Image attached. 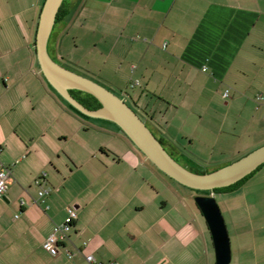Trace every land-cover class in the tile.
Wrapping results in <instances>:
<instances>
[{
    "label": "crops",
    "instance_id": "1",
    "mask_svg": "<svg viewBox=\"0 0 264 264\" xmlns=\"http://www.w3.org/2000/svg\"><path fill=\"white\" fill-rule=\"evenodd\" d=\"M44 2L0 0V167L13 175L0 195V264H91L88 254L200 264L202 230L178 181L117 123L73 108L45 77L36 50ZM48 49L117 87L176 157L187 158L175 120L202 119L220 97L226 117L254 102L258 113L242 130L264 141V0H65ZM255 176L264 179V163L238 189ZM71 209L70 238L58 253L46 250Z\"/></svg>",
    "mask_w": 264,
    "mask_h": 264
},
{
    "label": "rangeland",
    "instance_id": "2",
    "mask_svg": "<svg viewBox=\"0 0 264 264\" xmlns=\"http://www.w3.org/2000/svg\"><path fill=\"white\" fill-rule=\"evenodd\" d=\"M97 80L116 93L122 94L109 81ZM227 99L231 103V98ZM224 101L221 97L216 99L212 106L214 108L207 110L202 119L198 115L186 117L187 122L180 118L181 121L175 120L174 126L170 128L175 144L187 156L185 159L178 156L177 160L193 171L218 169L264 144L259 135L253 136L243 133L242 130L244 125L251 124L252 116L258 113L256 104L252 102L242 115H238V110L232 108V113L226 117ZM139 112L143 114L142 111L139 110ZM229 126H233L232 129ZM156 134H158L157 131ZM168 179L172 181L171 178L168 177ZM174 183L197 217L202 230L200 264H216V257L210 229L195 201V195L198 194H212L219 203L231 238L230 264L264 263V179L255 176L239 189V186H235L225 190H200L180 182ZM157 184L160 185L158 182ZM171 196L173 195L170 192L165 195L172 200Z\"/></svg>",
    "mask_w": 264,
    "mask_h": 264
},
{
    "label": "water",
    "instance_id": "3",
    "mask_svg": "<svg viewBox=\"0 0 264 264\" xmlns=\"http://www.w3.org/2000/svg\"><path fill=\"white\" fill-rule=\"evenodd\" d=\"M64 0H45L37 31L36 50L41 69L51 85L81 112L117 123L133 143L164 173L188 187L214 190L244 179L264 163V144L218 169L197 172L180 163L162 144L142 116L119 94L58 61L50 54L49 39ZM72 89L96 96L101 106L91 109L79 101ZM195 201L210 229L216 264H230L231 238L219 203L212 194L195 195ZM264 264V263H262Z\"/></svg>",
    "mask_w": 264,
    "mask_h": 264
},
{
    "label": "built area",
    "instance_id": "4",
    "mask_svg": "<svg viewBox=\"0 0 264 264\" xmlns=\"http://www.w3.org/2000/svg\"><path fill=\"white\" fill-rule=\"evenodd\" d=\"M203 69L206 70V67H204ZM228 94L229 91L226 90L225 95ZM0 152H1V148H0ZM12 180H13V175L11 168L5 164H2L0 167V195L5 194L7 187L9 183L12 182ZM49 192H50L49 188L43 187L39 191V196L42 198ZM22 202L24 203V200H22ZM16 216H18V214ZM77 217H78L77 211L75 209H71L69 215L64 219V221L55 225L52 233L43 242V247L52 253H58L60 250V244L66 239L70 238L73 224L77 219ZM67 255L69 257L72 256V252L67 251ZM86 259L91 264H120L118 261L115 260L108 261L106 263L99 262L95 257V255L93 254L86 255Z\"/></svg>",
    "mask_w": 264,
    "mask_h": 264
},
{
    "label": "trees",
    "instance_id": "5",
    "mask_svg": "<svg viewBox=\"0 0 264 264\" xmlns=\"http://www.w3.org/2000/svg\"><path fill=\"white\" fill-rule=\"evenodd\" d=\"M64 3L65 0L63 1L60 10L57 14V19L58 20L60 18V16L63 13V7H64ZM74 68V67H73ZM53 87V86H52ZM108 87V86H107ZM54 88V87H53ZM110 88V87H109ZM55 89V88H54ZM55 91L59 94L60 97H62V95L55 89ZM72 94L79 100L81 101L85 106L91 108V109H96L99 108L101 106V102L99 101V99L94 96L91 93H88L86 91H82V90H78V89H72L71 90ZM64 99V101L66 103H68L70 106H72L73 108L77 109L75 106H73L70 102H68L64 97H62ZM131 105V104H130ZM132 106V105H131ZM135 110L136 108L134 106H132ZM79 110V109H77ZM80 111V110H79ZM137 111V110H136ZM138 112V111H137ZM144 119V118H143ZM122 130V132L130 139V137L123 131L122 128H120ZM155 133V132H154ZM157 136V135H156ZM159 138V140L162 142V144L165 146V143L163 141L162 138H160L159 136H157ZM131 140V139H130ZM132 141V140H131ZM133 142V141H132ZM166 147V146H165ZM138 148V147H137ZM139 149V148H138ZM140 150V149H139ZM168 150V149H167ZM141 151V150H140ZM169 151V150H168ZM142 152V151H141ZM170 152V151H169ZM143 153V152H142ZM171 153V152H170ZM144 154V153H143ZM173 155V154H172ZM174 156V155H173ZM175 157V156H174ZM177 159V158H176ZM162 173H164L161 169H159ZM208 170H204V171H197V172H207ZM166 174V173H164ZM167 175V174H166ZM169 178L175 180L174 178L170 177L169 175H167ZM247 179V177H245L244 179L238 181L237 183H234L230 186H226V187H221V188H216L215 190H225V189H231L234 188L235 186H238L240 184H242L245 180Z\"/></svg>",
    "mask_w": 264,
    "mask_h": 264
},
{
    "label": "flooded vegetation",
    "instance_id": "6",
    "mask_svg": "<svg viewBox=\"0 0 264 264\" xmlns=\"http://www.w3.org/2000/svg\"><path fill=\"white\" fill-rule=\"evenodd\" d=\"M169 150V149H168ZM171 152V154H173L174 155V153H172V151H170ZM175 156V155H174ZM175 158H176V156H175Z\"/></svg>",
    "mask_w": 264,
    "mask_h": 264
}]
</instances>
